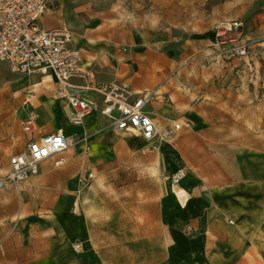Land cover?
Returning a JSON list of instances; mask_svg holds the SVG:
<instances>
[{
  "label": "crops",
  "instance_id": "1",
  "mask_svg": "<svg viewBox=\"0 0 264 264\" xmlns=\"http://www.w3.org/2000/svg\"><path fill=\"white\" fill-rule=\"evenodd\" d=\"M211 1L50 0L41 27L69 29L82 53L85 75L73 82L151 96L145 111L158 133L146 140L98 113L75 124L54 96V77L38 76L31 86L55 100L35 93L23 106V97L15 114H39L24 145L58 131L87 139L74 141L62 166L48 159L0 191V264H264V73L250 51L225 55L214 27L228 2L209 10ZM7 77L0 70V178L20 92ZM179 169L183 202L169 180ZM104 181L122 182L116 192L129 205L103 201ZM145 182L157 189L144 191ZM145 197L156 200L148 206Z\"/></svg>",
  "mask_w": 264,
  "mask_h": 264
},
{
  "label": "built area",
  "instance_id": "2",
  "mask_svg": "<svg viewBox=\"0 0 264 264\" xmlns=\"http://www.w3.org/2000/svg\"><path fill=\"white\" fill-rule=\"evenodd\" d=\"M51 9L50 0H0V61L6 63L15 75L36 77L51 74L54 77V96L58 99L71 121L81 123L93 111L100 110L103 116L112 121L118 130L132 131L146 140L157 136L158 128L153 118L145 111L151 103V96L130 98L123 85L76 84L74 78H83L85 68L82 53L72 46L73 33L67 28L44 30L42 17ZM237 30V24L219 23L215 35L220 44L228 33ZM234 43L226 52L237 58L248 55L246 43ZM35 90H26L23 106H29ZM39 114L26 110L21 120L25 134L37 130ZM190 126L189 123L186 124ZM179 129L180 125H176ZM74 144V138L62 131L40 138H31L22 150L10 158L8 173L0 178V191L7 189L9 183L18 185L40 172L41 164L54 159L55 166L65 163L63 153ZM90 179L93 175H89ZM185 170L179 169L169 176L172 185L180 186ZM179 201H186L182 189L176 193ZM190 229V228H189ZM76 249L80 244L75 245Z\"/></svg>",
  "mask_w": 264,
  "mask_h": 264
},
{
  "label": "rangeland",
  "instance_id": "3",
  "mask_svg": "<svg viewBox=\"0 0 264 264\" xmlns=\"http://www.w3.org/2000/svg\"><path fill=\"white\" fill-rule=\"evenodd\" d=\"M225 2H228V4L225 6L224 19L222 22L219 23L237 24L236 31H234L233 33H228L226 36H224L221 39L222 41L225 42V44H221L225 52V55H227L229 58H237L226 52V49H229L234 44L231 42L232 39H235L237 42L246 43L248 47V55H249V51L254 53V56L258 60L257 63H261V65H259V69H260L259 72L263 74L264 73V0H225ZM214 3L215 0H212L211 4L209 2V10L212 7V5H214ZM214 32H215V27H214ZM0 70L3 74L10 75V77H7L8 78L7 80L13 81L15 83L17 82L16 89L20 91L17 97H15L13 101L14 116L10 119V121H8L7 124V126H9L10 129L12 130L11 132H13L12 136L10 137L9 140L8 139L1 140V142H3L6 147L8 146L10 148V151L8 152V161L10 162V158L12 156L11 154L12 153L15 154L19 152L25 146L23 143V138L29 139V135L25 134L21 127L23 112L21 113L20 111H18L15 114V110L19 108L23 100V97L25 96L26 90L29 87L37 90L35 92L37 98L50 97L54 99V97L51 91L47 90L46 88L40 90L39 87L35 88L34 86L33 87L31 86V84H34L40 80L38 76L26 77V76L15 75L11 72L10 68H8V65L2 61H0ZM3 80L2 81L0 80V95L6 92V88H5L6 83ZM95 113H98L100 116H102L100 110L93 111L89 116ZM130 132L132 134L134 133L135 135H138L135 132L132 131ZM86 139H87L86 135H84L82 138L74 137L75 142ZM113 173L124 174L125 172L122 173L121 171H114ZM1 177H4V175ZM144 184H145L143 189L144 191H152L157 189V186L152 182H145ZM118 185H123V184L120 181L101 182L100 188L103 190L102 200L106 202L110 201L113 207L115 206L125 207L127 204L129 205V203L126 204V202H128L129 199H127L126 196L124 197L120 196L116 192L117 190L116 188L118 187ZM10 188H15L14 185H12V183H9L8 189ZM170 188L172 190L171 185ZM176 193H178V191H175V195ZM152 200L155 201L156 198L145 197L144 198L145 205L147 204L148 206L152 205L151 204ZM121 211H122V215L125 214V210H121Z\"/></svg>",
  "mask_w": 264,
  "mask_h": 264
},
{
  "label": "trees",
  "instance_id": "4",
  "mask_svg": "<svg viewBox=\"0 0 264 264\" xmlns=\"http://www.w3.org/2000/svg\"><path fill=\"white\" fill-rule=\"evenodd\" d=\"M161 151L171 160H173L176 163L180 162V157L178 155V153L172 148L170 147V145L168 144H164L161 147Z\"/></svg>",
  "mask_w": 264,
  "mask_h": 264
},
{
  "label": "bare ground",
  "instance_id": "5",
  "mask_svg": "<svg viewBox=\"0 0 264 264\" xmlns=\"http://www.w3.org/2000/svg\"><path fill=\"white\" fill-rule=\"evenodd\" d=\"M50 77H47L46 80H49ZM175 191H178V192H181L182 191V188L180 186H175L174 187Z\"/></svg>",
  "mask_w": 264,
  "mask_h": 264
}]
</instances>
